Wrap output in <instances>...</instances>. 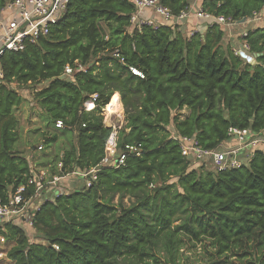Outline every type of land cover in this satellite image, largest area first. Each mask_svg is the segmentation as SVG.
<instances>
[{
    "label": "trees",
    "instance_id": "trees-1",
    "mask_svg": "<svg viewBox=\"0 0 264 264\" xmlns=\"http://www.w3.org/2000/svg\"><path fill=\"white\" fill-rule=\"evenodd\" d=\"M9 1L0 0V10ZM159 1L174 17L191 5V0ZM199 3L204 12L237 24L228 28L202 20L205 32L190 36L195 17L178 26L138 28L131 23L136 12L132 0H70L49 35L2 55V203L21 188L25 200L38 191L29 156L16 150V110L24 102L19 88L32 87L48 125L75 138L54 161V174L100 165L112 132L104 124L102 108H121L116 93L125 109L118 150L123 152L126 145L142 150L140 156L129 154L120 167H101L90 187L83 183L38 209L30 208L32 227L23 221L0 225V236L13 243L7 252L12 264H121V259L179 264L181 234L196 244L211 240L217 257H250L249 264H264V147L241 167L218 171L185 156L176 139H194L203 150L213 151L230 140V129L264 133V25L246 31L242 42L248 51L225 45L229 29L240 31L255 24V14L264 15V0ZM143 17L165 23L151 10ZM79 64L87 71H78ZM67 66L74 68L72 78L64 76ZM94 94L97 106L87 111L84 105ZM59 120L63 129L55 126ZM58 139L55 132L45 145ZM117 197L120 202L115 203ZM126 197L134 201L127 205ZM28 228L38 240H31Z\"/></svg>",
    "mask_w": 264,
    "mask_h": 264
},
{
    "label": "built area",
    "instance_id": "built-area-1",
    "mask_svg": "<svg viewBox=\"0 0 264 264\" xmlns=\"http://www.w3.org/2000/svg\"><path fill=\"white\" fill-rule=\"evenodd\" d=\"M136 6V12L131 18V23L138 28L143 25H150L153 27L159 26H178L182 21H186L189 17H195L197 20L211 21L217 24H221L225 27H232L236 25V21H232L224 16L215 17L203 11L202 5L199 0H191L190 8L178 17H174L170 9L163 6L159 0H132ZM70 0H11L5 7L0 10V81L4 78L1 68V57L6 51L19 52L25 49L27 43H36L41 37L49 35L53 26L57 25L65 16ZM151 10L157 17H160L165 21L161 23L159 20L153 18L143 17L144 11ZM264 15L255 14L252 23L259 24L264 22ZM198 32L196 29H192L189 32L191 36L193 33ZM243 37L247 36V32L243 33ZM243 51H248L247 44L241 45ZM116 57H120L118 52L115 53ZM121 62L124 60L120 57ZM78 71L86 72L87 69L83 65H78ZM130 71L140 78H144L142 72L135 67H130ZM74 75V68L67 66L64 71V76L72 78ZM98 95L94 94L91 99L88 100L84 108L87 111H93L96 108V102ZM111 104V103H110ZM109 104V105H110ZM108 111V107L102 108V114ZM110 112V111H108ZM115 116L118 117L117 111H112L106 122H109V127L112 128V132L106 142L105 156L97 167L89 171H77L73 174H67L63 176H54L52 180H49L45 172H41L34 176L32 181L37 184L38 191L36 196L31 200H25L22 195L23 188L19 189L10 199L7 204L2 203L0 200V225L5 222L20 223L21 221L29 227L33 226V219L30 212V206L32 202H36L37 197L42 192L45 185L57 184L63 179L70 177H79L84 179L86 187H90L92 182L97 179V172L101 167H120L124 165L125 160L129 154L140 156L142 153L140 145H126L125 150L120 152L118 150V126L114 123ZM111 117V118H110ZM110 120V121H108ZM107 124V123H106ZM57 129H63L65 127L63 121L59 120L55 124ZM264 133H252L249 130L230 129L229 136L235 138L233 145L224 143L220 149L213 151L203 150L198 142L194 139H188L185 137H176L180 142L183 154L185 156H192L195 160L205 163H211L215 170L222 171L232 168L241 167L244 162L240 161V154L246 151V161H249L253 156V153L264 147ZM227 144V145H226ZM40 150L43 147H39ZM58 167H62V163L58 164ZM63 193L59 192L57 196ZM68 194V193H67ZM35 204V203H33ZM38 206H40L38 204ZM38 209V208H37ZM5 239L0 236V242H4Z\"/></svg>",
    "mask_w": 264,
    "mask_h": 264
},
{
    "label": "rangeland",
    "instance_id": "rangeland-1",
    "mask_svg": "<svg viewBox=\"0 0 264 264\" xmlns=\"http://www.w3.org/2000/svg\"><path fill=\"white\" fill-rule=\"evenodd\" d=\"M264 21V20H263ZM252 23V22H251ZM260 24V23H259ZM259 24H247V28L243 29L241 31L236 32L235 34L239 35L235 39V44L231 42L230 36L226 39V44H233V46L236 45V48H240V44L242 43L243 33L244 30L248 29H254L258 27ZM229 32V31H228ZM248 61L251 63H255V60L251 57H248ZM18 88V87H17ZM20 93H23L24 96V102L23 104L16 110V115L19 119V134H20V140L16 145V150L20 152H25L26 155L29 156V159L33 164L39 165L41 168L45 167L48 169V175L49 180H52L54 176L59 177V175L54 174L56 171V166L54 164V161L57 159H60L62 155L64 154L65 150L69 148L70 144L75 141V138L73 135L67 133L64 134L63 131H55L53 126H49L48 123L45 121L44 114L40 107L35 103L33 100V88L32 87H25L24 89H18ZM112 101V100H111ZM122 101V99H121ZM116 108L120 115H122V109L120 108L119 104H116L114 106H111L109 109ZM124 109V106H123ZM125 110V109H124ZM112 112L105 111L104 112V124L106 125V120L109 118L108 116L111 115ZM125 115V111H124ZM108 117V118H107ZM114 123H116L118 120H120L119 116H115ZM111 118V117H110ZM110 121V120H108ZM57 133L59 135V139L56 143L52 144L51 146L47 147L45 145V140L47 138H50L54 135V133ZM264 137V135H262ZM39 147H43L42 150L39 149ZM36 151V152H33ZM246 151L240 154V161H243L246 163ZM207 168L211 170H215L214 167L211 165V163H207ZM37 168V167H36ZM38 171V170H37ZM78 182H77V181ZM74 185H77V188L82 187L84 184V179L81 178H70L67 181L58 182V187H62L63 193H70L73 191L74 188L72 186V183ZM78 183V184H77ZM44 191L47 192V196H44L40 199V201H46L47 198H50L49 196H54L56 193V187L53 186L55 189L51 190L50 187L45 185ZM134 200H131L129 197H126L123 199V202L127 205H130ZM120 202V199L117 197L115 199V203ZM41 205V204H40ZM31 208H35L34 205L30 206ZM180 224L179 221L175 223V226ZM29 236L32 241L38 240L36 237L35 232L33 229L28 228L27 229ZM181 247L179 251V264H211L214 261H217L218 264H249L250 257H239V256H232V255H224L221 257H217L215 255L216 248L213 245L212 241L209 239H204L201 243L196 244L193 242L187 235L181 234L179 236ZM13 246V243H8L7 241L0 242V253L1 252H8L9 249ZM3 255L0 256V264H11L6 258V254L2 253ZM241 255V254H240ZM121 264H136L126 262L124 259H121Z\"/></svg>",
    "mask_w": 264,
    "mask_h": 264
},
{
    "label": "crops",
    "instance_id": "crops-1",
    "mask_svg": "<svg viewBox=\"0 0 264 264\" xmlns=\"http://www.w3.org/2000/svg\"><path fill=\"white\" fill-rule=\"evenodd\" d=\"M193 20H195V19H193ZM197 20V19H196ZM195 20V24L196 25H194V29H196L198 32H201V33H204L205 32V30H206V22H204V21H199V20H197L196 21ZM193 22V21H192ZM264 22H261V24L260 25H264L263 24ZM188 23L186 22L185 23V25L183 26V28L187 25ZM247 24H245V25H243L242 26V29L241 30H243V29H246L247 28V26H246ZM190 27H192V26H190ZM193 28H190V30H192ZM255 29V28H254ZM240 30V31H241ZM239 31V29H237V28H231V29H229V36H230V40H232L234 43H235V39L237 38V36H239V35H241V34H239L238 33V35L237 34H235L236 32H238ZM247 30H244V33L246 32ZM243 44V42L240 44V46ZM239 46V47H240ZM116 94H118L119 95V98H120V105H121V108H122V115H120L119 114V112H118V116H119V118H120V120H118L117 122H116V126H118V129H121L124 125H125V115H124V109H123V104H122V101H121V95L119 94V93H116ZM115 109V108H114ZM186 113H187V111H186ZM106 126L107 127H109L108 126V123L106 124ZM110 128V127H109ZM235 143V138H232L231 140H229L228 141V143L227 144H229V145H233ZM226 144V145H227ZM225 145V144H224ZM33 152H36V151H34L33 150ZM33 166V174H34V176L35 175H37V174H39V173H41V172H45V174H47L48 173V169L47 168H45V167H43V168H41L39 165H37V164H33L32 165ZM37 167V168H36ZM38 170V171H37ZM47 176L49 177V175L47 174ZM70 178H79V177H70ZM70 178H67V179H63V180H61V181H59V182H62V181H67V180H69ZM82 179V178H81ZM77 181V180H76ZM76 181H74L73 183H72V186L74 187L72 190H74L75 188H77V185H74V183L76 182ZM78 182V181H77ZM78 184V183H77ZM47 185V184H46ZM48 187H50L51 188V190H54L55 188L53 187V186H55L56 187V193L54 194V196H49L50 198H47V200H49V199H53L54 197H56L57 196V194L59 193V192H61L62 191V187L61 188H59L58 187V184H49V185H47ZM46 187V186H45ZM40 195L37 197V199H36V202H34L35 204H32V205H34L35 206V208H39L40 206H38V204L40 205V204H42L44 201H40V199L41 198H43L44 196H47V192H45L44 190H42V192L41 193H39ZM31 205V206H32ZM9 243V242H8ZM2 253H4V255L6 254V258H7V252L5 251H3V252H1L0 253V256H2L3 254ZM7 260L9 261V263H11L12 264V262L7 258Z\"/></svg>",
    "mask_w": 264,
    "mask_h": 264
},
{
    "label": "bare ground",
    "instance_id": "bare-ground-1",
    "mask_svg": "<svg viewBox=\"0 0 264 264\" xmlns=\"http://www.w3.org/2000/svg\"><path fill=\"white\" fill-rule=\"evenodd\" d=\"M108 111H110V112H112V111H117V112H120V111H118L116 108L115 109H109Z\"/></svg>",
    "mask_w": 264,
    "mask_h": 264
},
{
    "label": "water",
    "instance_id": "water-1",
    "mask_svg": "<svg viewBox=\"0 0 264 264\" xmlns=\"http://www.w3.org/2000/svg\"><path fill=\"white\" fill-rule=\"evenodd\" d=\"M244 21H245V20H244ZM243 55H244V57L248 58V56H247L245 53H244ZM257 56H258V55H257ZM251 58H252V57H251ZM252 59H253V58H252Z\"/></svg>",
    "mask_w": 264,
    "mask_h": 264
}]
</instances>
